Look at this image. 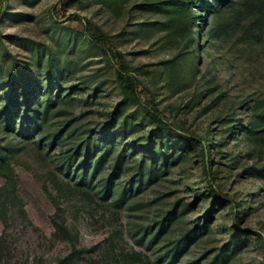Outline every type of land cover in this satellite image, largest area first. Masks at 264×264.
Here are the masks:
<instances>
[{"label":"rangeland","instance_id":"374dc122","mask_svg":"<svg viewBox=\"0 0 264 264\" xmlns=\"http://www.w3.org/2000/svg\"><path fill=\"white\" fill-rule=\"evenodd\" d=\"M0 188V264H264V0H0Z\"/></svg>","mask_w":264,"mask_h":264},{"label":"trees","instance_id":"16d2710c","mask_svg":"<svg viewBox=\"0 0 264 264\" xmlns=\"http://www.w3.org/2000/svg\"><path fill=\"white\" fill-rule=\"evenodd\" d=\"M102 39H104V37H100V40L102 41ZM119 77H120V80H121V83L124 85V88H126L127 90H129L135 99L137 100H141V98L139 97V94L137 92V86L135 84H133V82L130 81L129 77L126 76L125 72L120 70V73H119ZM147 110H148V113L155 119V120H159V117H158V108H156L154 105L148 107L147 106ZM2 189V188H0ZM55 224L56 226H59L57 221H55Z\"/></svg>","mask_w":264,"mask_h":264}]
</instances>
